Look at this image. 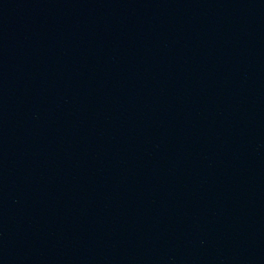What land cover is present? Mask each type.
Instances as JSON below:
<instances>
[{"label":"water","instance_id":"95a60500","mask_svg":"<svg viewBox=\"0 0 264 264\" xmlns=\"http://www.w3.org/2000/svg\"><path fill=\"white\" fill-rule=\"evenodd\" d=\"M0 264H264V0H0Z\"/></svg>","mask_w":264,"mask_h":264}]
</instances>
